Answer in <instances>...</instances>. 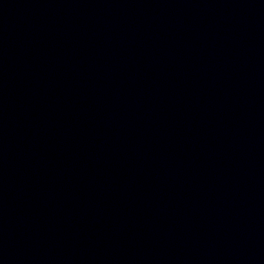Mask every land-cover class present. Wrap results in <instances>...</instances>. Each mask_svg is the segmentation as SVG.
I'll list each match as a JSON object with an SVG mask.
<instances>
[{
	"label": "water",
	"instance_id": "water-1",
	"mask_svg": "<svg viewBox=\"0 0 264 264\" xmlns=\"http://www.w3.org/2000/svg\"><path fill=\"white\" fill-rule=\"evenodd\" d=\"M0 264H264V0H0Z\"/></svg>",
	"mask_w": 264,
	"mask_h": 264
}]
</instances>
